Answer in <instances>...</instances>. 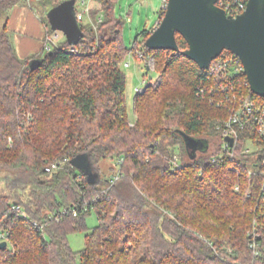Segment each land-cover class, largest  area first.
I'll list each match as a JSON object with an SVG mask.
<instances>
[{
    "label": "trees",
    "instance_id": "obj_1",
    "mask_svg": "<svg viewBox=\"0 0 264 264\" xmlns=\"http://www.w3.org/2000/svg\"><path fill=\"white\" fill-rule=\"evenodd\" d=\"M33 1L0 0V227L9 231L0 264H264V141L252 153L243 151L245 137L229 151L221 143L233 96L262 99L245 71L229 66L211 74L181 51L151 49L147 29L143 48L138 39L128 48L117 0H91L95 22L80 21L78 44L61 38L22 57L9 13ZM61 1H45L46 10ZM177 40L188 47L178 32ZM131 51L137 60L152 56L161 76L136 93L135 120L123 70ZM35 57L44 61L32 68ZM185 135L207 148L189 149ZM210 138L220 142L211 148ZM81 153L99 172L95 182L71 163ZM107 158L115 165L103 176ZM250 165L255 174L248 175ZM92 210L99 224L90 228ZM79 230L85 246L75 250L69 234Z\"/></svg>",
    "mask_w": 264,
    "mask_h": 264
},
{
    "label": "water",
    "instance_id": "obj_2",
    "mask_svg": "<svg viewBox=\"0 0 264 264\" xmlns=\"http://www.w3.org/2000/svg\"><path fill=\"white\" fill-rule=\"evenodd\" d=\"M76 1L62 0L47 11L52 29L63 32L71 45L78 44L85 37L77 17ZM218 2L168 0L164 14L145 44L151 49L181 51L203 69L208 68L224 50H230L241 58L251 89L264 96V0H249L246 9L237 15L228 14ZM177 32L187 40V48H180ZM43 61V57H35L30 65L36 68ZM185 138L189 149L207 148L196 137L185 135ZM226 139L233 143L231 136ZM191 157H195L193 151ZM71 163L91 182L99 177L88 153L74 156ZM6 246L7 241L0 243V247Z\"/></svg>",
    "mask_w": 264,
    "mask_h": 264
},
{
    "label": "rangeland",
    "instance_id": "obj_3",
    "mask_svg": "<svg viewBox=\"0 0 264 264\" xmlns=\"http://www.w3.org/2000/svg\"><path fill=\"white\" fill-rule=\"evenodd\" d=\"M45 1L51 3L56 2V0H34L31 7H33L36 11H41L43 14L47 15V10L44 5ZM92 3V1H89L88 3V5L92 7L90 14L86 13L85 15V23L89 20L92 23L95 22L94 19L97 14H95L94 11L96 7H94ZM163 3L164 0H117L115 12L116 15L123 20L122 34L124 43L128 48H131L134 45L136 39L139 40V48H143L144 45L142 41L144 39V31L146 29L151 31L158 24L162 17ZM19 4L20 6L24 5L23 2ZM12 11L13 10L11 9L9 16H11ZM98 14L102 17L104 16L101 10H98ZM0 23L3 24L2 18ZM104 29H107L106 32L108 36L111 35V27L105 26ZM10 34L14 43L17 45L15 32L10 29ZM64 38H66V35L62 33V39ZM126 62H129L130 64L126 65ZM155 67V61L152 56L147 55L146 58L137 60L134 55V51H131L123 62V70L126 74V96L129 105V115L132 120H135L137 116L134 108L136 93L144 91L145 87L150 84L157 86L161 82V76H159ZM210 141L211 148L214 147V141L220 142L217 138H210ZM181 147V145L176 146L178 154L181 151ZM210 155L211 152L207 153V156ZM114 165V160H111L110 158L104 159L102 175L104 176L106 173H109L111 167ZM86 222L90 228L99 224V218L96 210H92V212L87 215ZM256 233L257 232L254 231L253 235L255 236ZM85 235V230H79L69 234V241L73 249L80 250L85 246Z\"/></svg>",
    "mask_w": 264,
    "mask_h": 264
},
{
    "label": "built area",
    "instance_id": "obj_4",
    "mask_svg": "<svg viewBox=\"0 0 264 264\" xmlns=\"http://www.w3.org/2000/svg\"><path fill=\"white\" fill-rule=\"evenodd\" d=\"M89 1L91 0L76 1V11L79 21L85 20L86 13L90 14L91 7L90 5H88ZM248 1L249 0H219L218 3L220 6L225 8L228 14L237 15L246 9ZM167 2L168 0H164L163 7L165 9L167 6ZM99 20H102V16H99ZM62 33L63 32L59 30H53L52 32H48L44 40V48L46 50H50L55 45H57L60 39L62 38ZM71 50L74 52H78L79 48L73 46ZM139 53L141 56L145 57L143 51H139ZM221 54L211 62L208 68H206L211 74L216 72L219 73L222 70H227V67L229 66L230 67L235 66V69L238 68V69H243L245 71L241 58L236 53L231 51L230 55L223 54V52ZM125 64L129 65L130 63L126 62ZM236 97L237 96L235 95L233 96L234 100L230 107L229 118L222 127L223 138L221 143L224 150L229 151L236 145L238 140L245 137L246 146L243 151L244 153H252L259 149L260 146L258 142L264 141V96H261L262 99H258L251 96H245V95H241L238 98ZM222 103L223 101L218 102L219 105H221ZM227 136H231L233 138V143L230 140L226 139ZM224 154H222L221 156H223ZM214 160H216V157H214ZM173 162L176 163L177 165H181L182 161L178 155H175V157L173 158ZM58 166H59V162H55L51 166H48L47 170H51ZM255 166L258 165L256 164ZM234 169L237 172L241 173L239 168L234 167ZM255 173L256 171L254 170V167L251 165L248 166V175H252ZM119 178H120V174H117L113 178L114 179L113 181H116ZM236 188L237 189L239 188L238 184L236 185ZM13 208L21 210V206L16 203L13 204ZM23 213H24L23 215L26 214L25 212ZM75 214H77V212ZM8 235H9V231L0 227V243L2 241H7V245H8L9 243ZM257 236H259L258 233H256L253 241L251 242L255 255L259 254L258 243L256 240Z\"/></svg>",
    "mask_w": 264,
    "mask_h": 264
},
{
    "label": "crops",
    "instance_id": "obj_5",
    "mask_svg": "<svg viewBox=\"0 0 264 264\" xmlns=\"http://www.w3.org/2000/svg\"><path fill=\"white\" fill-rule=\"evenodd\" d=\"M12 10L8 27L15 32L17 42L15 45L19 54L22 57H27L41 53L48 29L39 11L26 3L21 6L17 4Z\"/></svg>",
    "mask_w": 264,
    "mask_h": 264
}]
</instances>
